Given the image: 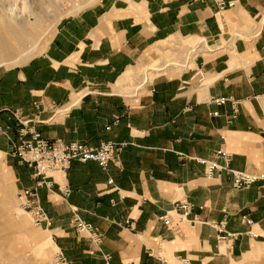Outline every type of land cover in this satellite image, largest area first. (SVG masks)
Segmentation results:
<instances>
[{
    "label": "crops",
    "instance_id": "0c3cea01",
    "mask_svg": "<svg viewBox=\"0 0 264 264\" xmlns=\"http://www.w3.org/2000/svg\"><path fill=\"white\" fill-rule=\"evenodd\" d=\"M171 42L193 57L129 82ZM18 120L45 139L124 144L116 163L72 161L35 189L65 264H264V180L234 189L195 160L219 150L230 167L264 174V0H98L0 74V152L22 190L34 179L11 155ZM178 201L188 218L163 225ZM210 222L234 236L218 241Z\"/></svg>",
    "mask_w": 264,
    "mask_h": 264
},
{
    "label": "rangeland",
    "instance_id": "374dc122",
    "mask_svg": "<svg viewBox=\"0 0 264 264\" xmlns=\"http://www.w3.org/2000/svg\"><path fill=\"white\" fill-rule=\"evenodd\" d=\"M97 1L0 0V74L41 53L64 20ZM167 47L158 52L157 59L134 68L129 82L143 84L168 73L169 66L179 70L193 57V52L183 53L173 42ZM130 85L134 89L135 85ZM20 191L14 185L8 159L0 152V264H62L45 227L36 224L23 207Z\"/></svg>",
    "mask_w": 264,
    "mask_h": 264
},
{
    "label": "built area",
    "instance_id": "2783aa9c",
    "mask_svg": "<svg viewBox=\"0 0 264 264\" xmlns=\"http://www.w3.org/2000/svg\"><path fill=\"white\" fill-rule=\"evenodd\" d=\"M223 5H219L222 9ZM225 98H215V104H222ZM54 106L50 104V108ZM212 115L217 113L213 111ZM29 120H18L17 142H12L9 138L11 146V155L20 164L30 168V175L34 179V185L24 188L20 191L21 197L24 198L23 207L28 209L34 222L43 227L50 224V219L39 206L35 189L41 185H50V181L46 177L52 173H65L72 161L86 162L92 161L100 168L104 169L110 163L117 162V154L123 147V143H115L112 141H101L95 147L86 145L79 141L63 142L59 139H45L36 130H30L27 127ZM197 162L206 166L208 174L223 173L229 177L230 186L234 189L244 188L257 181L264 180V174H252L245 171L234 169L229 166V155L222 151H214L208 159H195ZM110 182V180H107ZM63 195H68L69 189L63 184L60 186ZM191 205L187 201H178L173 203L169 212H165L157 217V219L165 226L171 221V216L176 220L188 218ZM71 223L77 232L85 231L95 243H99L100 235L95 233L92 226L82 221L77 215L71 216ZM124 223L129 225L127 220ZM209 225L217 232L218 241H227L234 236V233H228L223 229L222 222H210ZM62 264L60 255H58Z\"/></svg>",
    "mask_w": 264,
    "mask_h": 264
}]
</instances>
